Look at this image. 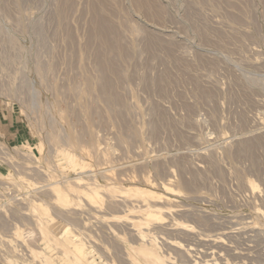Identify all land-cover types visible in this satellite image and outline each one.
Returning <instances> with one entry per match:
<instances>
[{"label": "rangeland", "instance_id": "1", "mask_svg": "<svg viewBox=\"0 0 264 264\" xmlns=\"http://www.w3.org/2000/svg\"><path fill=\"white\" fill-rule=\"evenodd\" d=\"M155 256L264 264V0H0V264Z\"/></svg>", "mask_w": 264, "mask_h": 264}, {"label": "bare ground", "instance_id": "2", "mask_svg": "<svg viewBox=\"0 0 264 264\" xmlns=\"http://www.w3.org/2000/svg\"><path fill=\"white\" fill-rule=\"evenodd\" d=\"M92 189V188H91ZM90 190V189H89ZM129 191L130 192H132V193H134L135 191H136V189L133 187H131L130 189H129ZM167 192H168V190H166ZM145 192V191H144ZM171 190L169 191V193L168 194H172L173 195V191L171 192ZM135 194V193H134ZM86 197H87V199H88V202L89 203H94L95 202V200H97L98 198H101L100 197V191L98 190V188L96 189V188H93L90 192H88V193H85L84 194ZM148 195V194H147ZM160 195H163V194H160ZM149 196H151V195H149ZM149 196H148V198H149ZM152 196H153V194H152ZM165 196V195H164ZM153 198V201H154V198H156V199H161L162 197L161 196H159V195H155L154 197H152ZM149 199H151V198H149ZM164 199V198H163ZM167 199V198H166ZM152 201V200H151ZM165 201H167V200H165ZM170 203H171V201H170ZM169 203V204H170ZM156 215H158V216H160L161 214H157V212H148V215H147V217L148 218H153L154 216H156ZM68 239H70V238H68ZM72 247L71 248H73V250H74V252H75V254H76V256L77 257H79L80 256V253H81V248H79V246L78 245H71ZM153 262H154V264H161V258H160V256H155V258H153Z\"/></svg>", "mask_w": 264, "mask_h": 264}]
</instances>
